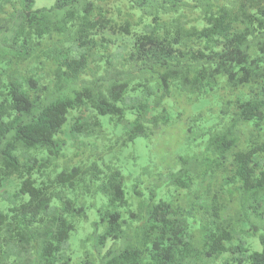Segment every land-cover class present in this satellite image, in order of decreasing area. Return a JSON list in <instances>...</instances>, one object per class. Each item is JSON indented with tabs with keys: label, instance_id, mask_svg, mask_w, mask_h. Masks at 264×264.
Listing matches in <instances>:
<instances>
[{
	"label": "trees",
	"instance_id": "1",
	"mask_svg": "<svg viewBox=\"0 0 264 264\" xmlns=\"http://www.w3.org/2000/svg\"><path fill=\"white\" fill-rule=\"evenodd\" d=\"M11 178L0 264H264V0H0Z\"/></svg>",
	"mask_w": 264,
	"mask_h": 264
},
{
	"label": "rangeland",
	"instance_id": "2",
	"mask_svg": "<svg viewBox=\"0 0 264 264\" xmlns=\"http://www.w3.org/2000/svg\"><path fill=\"white\" fill-rule=\"evenodd\" d=\"M119 2H125L127 0H118ZM56 0H35V8H49L52 7L55 4ZM176 135H183L184 131L180 125L176 128ZM112 137L109 139H106L105 142L107 144H110L112 142ZM99 148L101 149V142H98ZM156 148V143L153 141V144L150 147H147L145 140L141 137L137 138L136 141L133 144H130L128 147L124 148L121 151V158L124 166L127 169L131 170H139L142 166H144L148 160H149V152L150 149L153 151ZM135 154L137 156V162L135 163L132 159V155ZM18 188V181H16L14 178H11L10 181L6 182L0 192H4V201H0V207H3L10 203L9 201L13 199V194L15 193L16 189ZM247 228L249 226L248 223L244 224ZM264 234V228L260 227L256 234L253 235L252 233H246L241 236L243 239H259V236ZM258 241V240H257ZM261 249V246H258V250Z\"/></svg>",
	"mask_w": 264,
	"mask_h": 264
}]
</instances>
